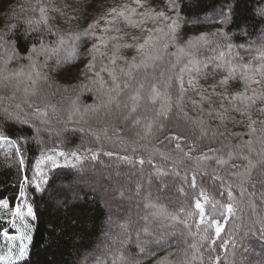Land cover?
Segmentation results:
<instances>
[{
	"label": "trees",
	"instance_id": "obj_1",
	"mask_svg": "<svg viewBox=\"0 0 264 264\" xmlns=\"http://www.w3.org/2000/svg\"><path fill=\"white\" fill-rule=\"evenodd\" d=\"M124 2L0 0V32L9 24L16 25L7 36L15 55L5 63L10 53L0 51V132L16 140L19 147L16 152L0 142V199L19 205L26 200L36 216L27 221L31 229L27 259L15 264H113L120 255L135 264H214L217 256L219 264H264V164H257L251 180L243 186L237 175L247 164L237 154L248 155L254 162L264 160V138L259 133L250 135L247 120L241 123L238 114H234L236 123L224 125L207 115V104L201 111L193 89L182 107L175 105L176 77L190 59L178 49L187 51L188 41L194 42V58L201 62L223 51L226 60L239 56L241 63L250 62L254 67L264 64L259 59L264 48V0H176L179 38L172 42L163 33L154 34V41L159 37L161 59L148 61L154 66L147 68L131 67L133 58L136 63L143 58L135 47H121L115 65L98 58L95 71L102 65L108 68L100 72L106 82L103 87L86 68L91 59L88 49L96 41L81 40L74 57L71 50L45 54L39 49L40 42L51 47L56 37L49 35L43 24L30 27L27 23L38 20L39 9L46 7L49 24L68 34L86 28L109 8ZM150 3L160 10L166 0ZM53 8L77 19L68 20ZM100 26L104 27L103 22ZM127 33L119 43L138 45L149 35L137 29ZM217 33L222 35H214ZM202 36L219 45L217 52L196 43ZM33 45L35 54L31 53ZM228 45L232 46L230 53ZM145 51L155 54L156 50ZM129 70L135 79L128 78ZM37 71L46 79L39 80L38 94L31 95L28 77L36 79ZM109 72L122 84V91L111 93V100ZM223 74L218 70L207 79L199 78L197 87L206 89ZM188 75L184 74L185 81ZM124 83L128 86L123 87ZM153 87L171 93L170 109L163 95L152 102ZM239 87L238 81L231 82L229 91ZM137 91L141 99L133 101ZM191 100L198 104L194 106ZM215 105L218 101L214 98ZM162 107L166 115H161ZM4 108L27 123L8 119ZM249 140L253 141L251 152L243 147ZM229 152L233 159L228 158ZM221 159L227 163H218ZM37 161H41L40 173ZM41 173L46 182L33 180ZM37 183L41 184L39 189ZM197 200L205 209L204 224L195 207ZM229 203L235 214L226 219L221 205ZM8 211L0 209V228L10 230L5 221ZM213 218L224 228L218 239L215 226L208 227ZM205 236L208 239H202ZM113 242L119 248H111ZM0 243L5 248L2 236ZM102 244L112 246L108 251L97 248Z\"/></svg>",
	"mask_w": 264,
	"mask_h": 264
},
{
	"label": "snow or ice",
	"instance_id": "obj_2",
	"mask_svg": "<svg viewBox=\"0 0 264 264\" xmlns=\"http://www.w3.org/2000/svg\"><path fill=\"white\" fill-rule=\"evenodd\" d=\"M66 7V6H65ZM178 5L176 0H166L163 9L158 10L154 5L150 3V0H126V2L117 4L109 8L102 16L93 19V21L86 27L80 31L72 32L65 34L63 32H59L53 26L49 24L50 17L47 14L48 9L46 7H41L39 9L40 18L38 20H28L27 23L31 27V25L43 24L45 30L49 35L55 36L56 40L54 42V46L48 47L45 46L43 41L40 42L39 49L41 52L48 54L49 52L52 55H56L60 51H68L71 50L73 53V57L76 54V50L79 46V42L81 40H94L96 43H93L91 47L88 49V55L91 57L86 68L89 71H93L94 76L98 79L101 86L105 85V81L103 77H101L100 72L108 71L107 65H102L99 71H95L96 69V61L97 59H108L111 64L115 65L117 59V53L119 52L121 47L124 48H133L135 47L136 51L142 54V59L139 63L135 62V58H133L132 68L139 69L141 67L147 68L150 65L148 61H158L161 59L158 54L159 49H157V43L159 37L154 41V34L163 33L165 37H167L172 42H175L179 38V28H180V15L177 11ZM53 11H58L62 16H66L68 20H75L77 17L68 16L67 12L59 9L53 8ZM175 14V15H173ZM264 15V12L261 13ZM101 22H103L104 27H101ZM163 25V27H159L158 25ZM148 25H152L149 27ZM15 24H9L6 26V30L0 32V51L10 53L9 57L5 59V63L15 55L16 50L10 49L8 47L7 36L8 33L15 29ZM128 29H137L140 32H147L149 35L143 39V43L138 45H133L130 43H119L124 40V36L127 35ZM97 32L100 34L98 35ZM214 35H222V34H214ZM132 40L138 39L136 36H131ZM193 41L187 42V51L185 49H178V52L183 55H187L190 57L188 62L184 64L183 67L179 69V74L176 77L177 80V93L175 99V105L177 107H182L185 102V96L189 92L190 89L195 91V94L199 96V105L201 106V111H203L202 105L207 104L208 110L207 115L214 116L219 119L221 124L226 125L229 122L236 123L234 114H238L241 117V123L244 120H247V124L245 125L249 129L250 135H256L259 133L262 138H264V64L253 66L252 63H241L242 57L233 56L232 59H225V53L223 51L217 52L219 48L218 44H215L214 41L210 40L208 37L202 36L199 37L197 42L198 44H203L208 47L210 52H217L215 56L207 57L203 62L195 59V52L192 49ZM167 43L163 45V48H167ZM231 45H228V52H231ZM154 49L155 54L151 51L146 52L145 49ZM31 53H37V48L33 45L31 49ZM111 53V55H109ZM31 59V57H30ZM260 60H264V48L260 50ZM233 60L235 63H233ZM177 63H179V56L177 57ZM176 65L174 64L173 67ZM218 70H223L224 74L221 78L210 84L208 88L197 87V83L199 78L207 79L210 74H215ZM123 71V70H121ZM188 73V79L185 81L184 74ZM12 75H20V73H14ZM111 76L112 87L108 88L109 99H113L111 93L115 92L119 94L122 91V84L118 80V77L111 72H109ZM126 75L129 79H135L132 75L131 70H129ZM36 79H33L31 75H29V80L31 81V95H37L38 90L36 85L39 80L46 79L43 77L40 72H35ZM9 77H5L8 79ZM238 81L240 87L238 89L233 88L229 91L230 83ZM127 83L123 84V87H127ZM141 88L143 85L140 86ZM26 93H28V89H25ZM164 96L166 98V103L168 108L170 109L172 106V95L171 93L165 91L161 93L157 90L156 87L152 89L151 100L153 103L157 101L160 96ZM214 98L218 101V105L214 106ZM133 101H138L141 99L139 91L136 92L135 95L131 97ZM191 103L196 106L198 102L196 100H191ZM32 106V105H30ZM17 108H20V105H16ZM133 111H135V106H133ZM8 119H15L18 122L27 123V121H19V115L15 112L9 111L8 108L3 109ZM36 111L39 112L40 109L37 107ZM255 113V115H254ZM161 115H166V110L161 108ZM259 125V127H257ZM207 135L206 132L203 133ZM175 139L179 140L180 137H175ZM0 142L14 148L16 152H19V147H17V141L13 140L11 137L4 135L0 132ZM253 141L249 140L243 145L246 147L249 152L252 151ZM179 149V143L176 145ZM61 156L65 154L63 152L60 153ZM75 156V153H72ZM187 156L188 153H185ZM49 160H53L55 164V160L49 156L47 157ZM207 158V157H205ZM228 158L233 159V153H228ZM237 158H242L247 162L245 170L243 173H238V178L240 179L241 185L251 180L252 170L257 167V164H264V160L254 162L248 155H243L242 157L237 154ZM43 159V157H42ZM79 159V157H77ZM23 159L20 160V164L23 165ZM41 161H37L36 171L40 173V165ZM141 164L144 163L143 160L140 161ZM218 163L224 164L227 163L226 160H218ZM235 167V165H233ZM39 179L41 182H46V178L41 173L39 177H33V180ZM25 182H28L27 176L24 177ZM192 184L195 186V177L192 178ZM41 184L37 183L36 188H40ZM243 191V188H242ZM20 197L23 199L25 197V193L23 188H21ZM203 195V193H202ZM207 198L205 197V200ZM195 207L199 210L200 214V223L204 224L205 222V209L202 206L201 202L197 200ZM227 213V218H230L235 214V209L233 204L229 203L227 205H221ZM215 208V205H213ZM0 209L10 210L6 214L9 216V219L6 223L9 226L10 230L0 228V236H2L6 242L12 244V247L16 248L17 255L13 257L12 247L9 248L8 256L3 257L0 256V262L7 260V264H15V261H19L21 259H27L28 255V245L25 243V240L30 241L31 236L26 232L20 233V235H13V232H19L20 229L17 224V220H19L20 225L24 227V229L30 231V225L26 221V217H30L31 220H35V212L31 205L25 204L24 208H21L19 204H10L8 200L0 199ZM221 215H224L222 212ZM175 219V217H172ZM0 220H3V214H0ZM215 226V237L218 239L220 237L221 232H223L224 228L221 225V222L216 219H211L208 224L209 228ZM262 231L261 238H264V230ZM202 239H208L207 236L202 237ZM16 241H19L18 246L16 245ZM215 239L211 240V244L215 245ZM156 243H160V240L157 239ZM222 247L227 251V245L222 242ZM192 247H196L192 245ZM141 252L144 251L143 248L140 249ZM113 264H135L134 261H128L125 259L123 255H120L117 260L113 261ZM161 264H166L165 261H161ZM214 264H219V257L217 256L214 260Z\"/></svg>",
	"mask_w": 264,
	"mask_h": 264
},
{
	"label": "rangeland",
	"instance_id": "obj_3",
	"mask_svg": "<svg viewBox=\"0 0 264 264\" xmlns=\"http://www.w3.org/2000/svg\"><path fill=\"white\" fill-rule=\"evenodd\" d=\"M25 204L30 205V204L25 200V201H23L22 204L20 205L21 208H24ZM6 215H7V214H6ZM8 219H9V216L7 215V218L5 219V221H7ZM28 220H31V218H30V217H26V221H28ZM17 224H18V227H19L20 231H19V232H16V234H13V235L18 236V235H20V233H23V232H26L28 235H30V234H29V231L26 230V229H24V227H23L22 225H20L19 220H17ZM7 225H8V224H7ZM3 240H4V242L7 243V244L5 245V248H4V247H3V246H4V243H0V256L7 257V256H8L9 248L12 247V244L9 243V242H6L4 238H3ZM15 243H16V245L18 246L19 241H16ZM25 243L28 244L29 241L25 240ZM130 243H131V242H130ZM112 245H113V246H112ZM112 245L102 244V245H99V247H97V248H102V250H105V251H108V247H110V246H112L111 248H119V246L117 245V242H115V243L113 242ZM129 245L131 246V244H129ZM129 245H128V246H129ZM130 246H129V247H130ZM129 247H128V248H129ZM3 248H4V249H3ZM2 250H3V251H2ZM1 251H2V252H1ZM12 254H13V257H15V256L17 255V252H16V248H15V247H12ZM2 263H6V264H7V260L2 261Z\"/></svg>",
	"mask_w": 264,
	"mask_h": 264
}]
</instances>
